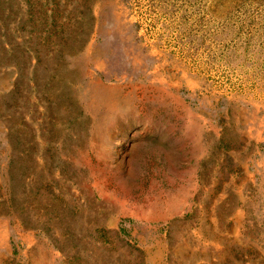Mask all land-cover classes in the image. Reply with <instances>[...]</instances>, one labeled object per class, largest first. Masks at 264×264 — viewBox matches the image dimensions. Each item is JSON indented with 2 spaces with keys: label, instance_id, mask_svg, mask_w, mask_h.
I'll return each mask as SVG.
<instances>
[{
  "label": "rangeland",
  "instance_id": "rangeland-1",
  "mask_svg": "<svg viewBox=\"0 0 264 264\" xmlns=\"http://www.w3.org/2000/svg\"><path fill=\"white\" fill-rule=\"evenodd\" d=\"M0 264H264V0H0Z\"/></svg>",
  "mask_w": 264,
  "mask_h": 264
}]
</instances>
